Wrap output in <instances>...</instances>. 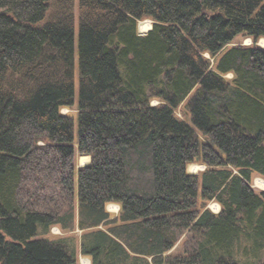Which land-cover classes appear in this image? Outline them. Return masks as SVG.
Masks as SVG:
<instances>
[{"label":"trees","instance_id":"obj_1","mask_svg":"<svg viewBox=\"0 0 264 264\" xmlns=\"http://www.w3.org/2000/svg\"><path fill=\"white\" fill-rule=\"evenodd\" d=\"M75 3L0 0V264H264V0H78L77 102Z\"/></svg>","mask_w":264,"mask_h":264},{"label":"rangeland","instance_id":"obj_2","mask_svg":"<svg viewBox=\"0 0 264 264\" xmlns=\"http://www.w3.org/2000/svg\"><path fill=\"white\" fill-rule=\"evenodd\" d=\"M75 8H74V16H75V68H74V75H75V95H74V100L75 102L78 101V96H79V70H78V53H77V32H78V17H77V4H78V0H75ZM149 23V29L150 30L152 28V21L150 20H144L138 23L137 26V32L139 35H145L148 30L145 31V33H141L140 31V24L142 23ZM257 46L258 48L264 50V41L260 39H258L257 41H254L252 38H248L244 35H239L237 36L231 44H229L228 46H226L225 50L229 49L232 46ZM232 78V75H227L226 79H230ZM152 105H156L157 101H152L151 102ZM184 105L182 104L180 106V108L176 111V114L178 117L182 118V112L184 111ZM62 114H68L70 115V117L73 120L74 123V136L75 139L77 138L76 136V131H77V123H76V117H77V109L76 106H73L71 108H63L61 110ZM82 156H79L78 154H75L74 157V165L76 167V169L80 166L79 165V161L81 159ZM192 165H196L198 167L197 172L190 173L188 172V169L190 166ZM206 169V166L200 163H191L189 164V166L187 165L186 168V172L189 175L195 176V177H199L201 175V173ZM257 181H262L263 182V186H260V184L257 183ZM250 186L251 188L256 192V193H260L262 191H264V178L260 177L259 175L253 174L252 178H251V182H250ZM201 204V200L200 197H198V205ZM109 205L106 206V210L107 212L112 216H116L119 212V206L118 209L116 210H112L110 208H108ZM205 209H208L209 211H211L213 214H217L220 212L221 207L218 203H216L215 201H211L208 202V204L206 205ZM83 232L78 230L77 228H74L71 231H63L61 230L58 226H53L50 228V232L45 236H43L44 238H47L49 240H56V239H67L70 241H73L75 249H76V264H91V258L88 256H84L80 253V240H81V236H82ZM39 239V236H35L33 238V240ZM190 238L188 236H186V234L182 235L179 240L177 241V243L175 244V246L167 253L169 255H178L182 252L184 246L189 243Z\"/></svg>","mask_w":264,"mask_h":264},{"label":"bare ground","instance_id":"obj_3","mask_svg":"<svg viewBox=\"0 0 264 264\" xmlns=\"http://www.w3.org/2000/svg\"><path fill=\"white\" fill-rule=\"evenodd\" d=\"M148 29H149V23L145 22V23L140 24L141 33L142 32L145 33V31L148 30ZM261 40L264 41V39H261ZM79 165L80 166H87L88 165V157L82 156L80 161H79ZM197 169H198V167L196 165H192V166L189 167L188 172L194 174L195 172H197ZM257 183L260 184V186H263V182L262 181H257ZM117 209H118V206H117Z\"/></svg>","mask_w":264,"mask_h":264},{"label":"crops","instance_id":"obj_4","mask_svg":"<svg viewBox=\"0 0 264 264\" xmlns=\"http://www.w3.org/2000/svg\"><path fill=\"white\" fill-rule=\"evenodd\" d=\"M88 164H89V157H88ZM108 208H110L112 210H116L117 209V206L116 205H113V204H110Z\"/></svg>","mask_w":264,"mask_h":264},{"label":"water","instance_id":"obj_5","mask_svg":"<svg viewBox=\"0 0 264 264\" xmlns=\"http://www.w3.org/2000/svg\"><path fill=\"white\" fill-rule=\"evenodd\" d=\"M151 30V29H150ZM90 158V157H89ZM88 166V165H87ZM83 167H86V166H79L78 168H83Z\"/></svg>","mask_w":264,"mask_h":264}]
</instances>
